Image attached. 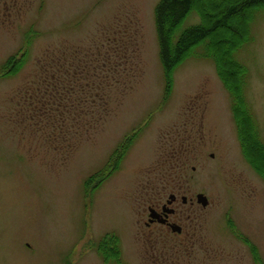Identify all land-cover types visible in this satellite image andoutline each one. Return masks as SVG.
I'll list each match as a JSON object with an SVG mask.
<instances>
[{
  "label": "rangeland",
  "instance_id": "1",
  "mask_svg": "<svg viewBox=\"0 0 264 264\" xmlns=\"http://www.w3.org/2000/svg\"><path fill=\"white\" fill-rule=\"evenodd\" d=\"M157 1L0 0V264H152L142 256V197L179 176L205 236L193 245V263L264 264V177L241 152L231 97L209 56H184L165 89ZM198 20L191 11L180 27ZM29 29L36 34L25 63L2 73L4 59L25 48ZM250 33L236 56L247 67L245 96L264 138V7ZM215 34L222 39L226 30L219 26ZM112 35L123 42L114 51L120 65L107 78L120 82L102 89L105 97L68 86L59 101H52L57 94L51 103L44 95L18 102L47 45L103 57L113 51L105 50ZM96 43L102 46L94 52ZM101 104L106 113L95 120L80 114ZM181 140L191 144L189 153L173 152ZM200 191L206 205L196 200ZM106 232L119 239L115 256L96 248ZM205 246L212 248L207 259Z\"/></svg>",
  "mask_w": 264,
  "mask_h": 264
},
{
  "label": "trees",
  "instance_id": "2",
  "mask_svg": "<svg viewBox=\"0 0 264 264\" xmlns=\"http://www.w3.org/2000/svg\"><path fill=\"white\" fill-rule=\"evenodd\" d=\"M216 6L218 10L213 13V7ZM258 7H264V0H158L154 7V19L159 56L167 80L165 89L168 91L171 71L184 56L193 51L209 56L214 62L219 78L230 94L231 112L241 152L255 171L264 177V138L253 109L245 96L244 81L247 67L236 56L237 49L251 38L250 21ZM191 11L197 13L199 20L180 27ZM235 15L241 16L240 23H236ZM219 26L225 28L226 36L218 40L215 30ZM31 30L26 31L25 48L18 55L10 54L4 59L1 64V68L4 69L2 73L17 71L23 66L29 56L27 45L30 48L36 34V30ZM227 36H232L233 39L229 40ZM120 39L121 37L114 39L113 35L107 38L109 41H106L108 45L105 46V50L113 51L104 53L103 57L82 48L79 49L76 45L69 46L68 49L55 43L47 45L40 58L35 59L34 83L24 87L18 102L24 106L29 103L30 95H44L47 96L45 100L51 103V97L57 94L59 95L52 98V101H59L68 86H80V89L87 86L85 89H97L99 101L100 97H105L103 95L105 91L102 89L105 90L106 86H119V77H111L108 80L107 76L120 65L114 60V51L118 50L123 42ZM199 45L200 48H197ZM101 46V43H96V48L92 47L91 50L100 51ZM89 68L93 69L91 75L87 74L90 72ZM102 107L103 104L96 109L90 107L87 110H81L80 114L87 115L90 118L89 121L95 120L106 113L99 111ZM49 136L57 140L59 134L50 133ZM94 176L95 174L88 176L85 180L86 186L94 180ZM118 240L115 233L106 232L98 239L96 248L104 256L110 254L115 256L119 249ZM244 240L256 255L255 244L247 237H244ZM106 249L109 250L108 253Z\"/></svg>",
  "mask_w": 264,
  "mask_h": 264
},
{
  "label": "flooded vegetation",
  "instance_id": "3",
  "mask_svg": "<svg viewBox=\"0 0 264 264\" xmlns=\"http://www.w3.org/2000/svg\"><path fill=\"white\" fill-rule=\"evenodd\" d=\"M177 149L173 152L187 154L192 148L191 144L184 140L178 141ZM174 178L175 185H167L166 189L160 192L159 187H150L146 190L142 204V213L138 222H142L143 228L139 231L142 238V256L149 259L152 264H198L193 263V245L204 233L196 230L194 216L191 212L194 206L193 195L185 193L183 178ZM186 183V179L184 178ZM167 191V192H165ZM204 258H208L212 248L205 246ZM188 256L184 261V257Z\"/></svg>",
  "mask_w": 264,
  "mask_h": 264
},
{
  "label": "water",
  "instance_id": "4",
  "mask_svg": "<svg viewBox=\"0 0 264 264\" xmlns=\"http://www.w3.org/2000/svg\"><path fill=\"white\" fill-rule=\"evenodd\" d=\"M196 200L201 202L202 205H206L208 203V198L203 192L196 193Z\"/></svg>",
  "mask_w": 264,
  "mask_h": 264
}]
</instances>
